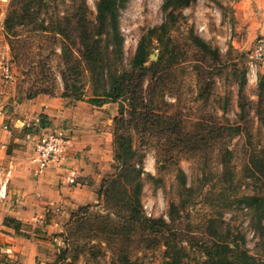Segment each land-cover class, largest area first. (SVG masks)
I'll return each instance as SVG.
<instances>
[{"label":"rangeland","instance_id":"374dc122","mask_svg":"<svg viewBox=\"0 0 264 264\" xmlns=\"http://www.w3.org/2000/svg\"><path fill=\"white\" fill-rule=\"evenodd\" d=\"M79 2L42 0L49 11L44 14L46 7L40 9V0H0V60L7 59L12 70V78L5 81L0 68V121L9 128V132L0 130L7 135L0 147H33L35 136L55 123L66 128L69 139L77 133L73 116L78 112L99 135L104 151V169L97 184L70 185L73 192L66 195L67 200L54 204L46 199L48 212L43 196L36 195L43 200L42 221L32 220L23 226L27 236L21 235L20 250L0 253L13 264H123L124 259L127 264H164L175 259L179 264H206L208 249L225 244L236 248L242 236L243 245L263 263L264 231L257 228L258 219L255 222L253 210L246 207L250 199H242L264 197V67L252 78L246 65L256 36L264 31V0H194L172 11L162 41L156 39L158 33L151 34L146 64L158 71L153 74L152 68L144 79L145 99L159 112L182 117L203 145L178 159H168L163 151L170 147L141 146L134 135V147L143 152L141 163L135 165L143 168L139 177L113 174V117L118 103L91 104L88 99L94 84L88 78L83 100L62 96L60 48L58 39L49 38L53 35L34 36L28 27L17 25L14 31L19 34L10 38L15 47L11 48L5 33L4 21L11 9L19 11L28 5L42 11L39 17L48 21L58 13H72L74 3ZM98 2L85 0L91 17ZM163 2L127 0L120 6L127 67L141 35L166 20ZM194 36L206 45L196 44ZM61 38L70 43L75 40L78 55L77 32L71 29ZM13 51L19 53L16 61ZM47 54L51 60L39 64L38 58L44 61ZM30 69L33 74L28 73ZM51 71L56 75L54 96L39 93L28 103L26 95L35 87L48 85ZM46 97L56 98L47 110L50 116L33 108ZM236 125L240 131L230 137ZM8 134L18 136V142L9 141ZM208 142L211 144L205 145ZM260 149L254 156L253 151ZM68 167L65 160L62 176ZM178 168L186 175L184 187L177 177ZM59 181L57 184L63 185ZM138 185L141 210L148 217L162 218L166 224L161 228L144 227L132 219L130 208L135 205Z\"/></svg>","mask_w":264,"mask_h":264},{"label":"trees","instance_id":"16d2710c","mask_svg":"<svg viewBox=\"0 0 264 264\" xmlns=\"http://www.w3.org/2000/svg\"><path fill=\"white\" fill-rule=\"evenodd\" d=\"M126 1L99 0L96 5L97 12L94 17H91V11L88 9L85 0H80L78 5L74 3L72 13L65 12L63 15L58 13V17L51 16L48 21L39 17L42 11H34L28 5H24L20 7L19 11L9 10L4 25L9 43L11 37L19 34L14 31V29L17 30V25L28 27L34 36L50 34L53 36L49 38L58 39L57 43L60 48L58 75L63 83L62 96L83 100L85 96L84 80L88 78L94 84L93 93L88 99L91 104L101 106L106 102L118 103L117 115L113 117L115 147L113 158L116 161L114 166L116 171L113 174H117L118 177L121 175L139 177L144 171L142 167L136 169L135 165L141 163L143 152L134 147V135L141 140V146L152 143L156 147H170L169 150L163 151V157L168 159H178L180 154H187V150L195 152L198 147L203 145L197 136L187 129L186 121L182 117L159 112L152 102L147 103L143 87L145 77L154 67L152 64H146L150 54L148 42L151 34L158 33L156 39L162 41L169 31L172 11L187 6L194 0H164L162 8L166 14V20L161 25L152 27L147 33L141 35L135 54L130 63L127 64L129 67L123 62L124 38L119 26L120 6ZM40 2L42 3V0ZM41 5L40 9L46 7L44 14H48V6L43 3ZM71 29L77 32L78 55H75V40L70 43L61 38V35L65 37ZM193 40L196 44L206 45V42L198 36H194ZM10 44L11 48H15L12 43ZM12 57L16 61L19 53L13 51ZM32 60L33 57H30V61ZM50 60L51 56L47 54L44 61L43 57H39L37 62L46 65ZM157 71L153 68L152 72L156 74ZM28 73L33 74L31 69ZM50 75L51 81L48 85L35 87L29 91L26 98L31 99L39 93L54 96L56 75L52 71ZM40 122L43 124L42 121ZM231 130L229 136L233 137L240 131V127L236 125ZM218 137L221 136L215 138ZM210 144L208 142L205 145ZM260 152H262L261 149L257 153L254 150L253 154L255 156ZM147 176L152 177L148 174ZM177 177L184 187L186 175L183 169L178 168ZM139 190L140 185L135 190V205L130 208L132 219L144 227L154 230L161 228L166 224L162 218L148 217L141 210ZM248 198L250 202L247 203L246 207L251 211L253 210L254 221L255 218L258 219L257 222L255 221L257 228L264 231V197H245L242 201ZM3 222L5 225L11 226L16 233L27 236L25 231L20 230L22 223L17 219L6 216ZM239 241L241 245H236V248H231L229 244H225L222 248L208 249L209 259L206 264H264V262L260 263L243 245L244 238L242 236H240ZM123 264H127L126 259H124ZM164 264H179V262L175 259L172 262L166 261Z\"/></svg>","mask_w":264,"mask_h":264},{"label":"crops","instance_id":"0c3cea01","mask_svg":"<svg viewBox=\"0 0 264 264\" xmlns=\"http://www.w3.org/2000/svg\"><path fill=\"white\" fill-rule=\"evenodd\" d=\"M47 98H41L40 103H37L38 105H33L34 110L38 109L49 115L47 110L52 109L56 98ZM30 102L32 100L29 99L28 103ZM73 118L74 123L77 125V133L68 139L66 147L67 165L76 169L79 174L81 184L76 186H81L84 183L92 181V184L95 185L99 182L104 169L103 147L100 144L99 135L96 131L92 132V128L85 118L78 115V112L74 114ZM54 126L45 128H63L59 127L58 123H55ZM5 132H1L0 134L1 143L7 140ZM8 139L13 143L19 140L18 136H14L13 134L9 135ZM1 146L3 147H0V167L4 170L9 169L11 177L8 183V197L4 201H0V250L2 252L10 251L14 253V250H20L18 249L20 248L19 243L22 242L23 237L21 234L16 233L11 226L5 225L3 219L6 216L17 219L22 223L20 230L25 231L23 226L26 223L31 224L32 220L42 221L40 218L45 214L42 211L43 200L39 201L36 199V195L39 196L41 194L45 199L44 208L46 211L50 208L46 199L51 200V203L57 204L60 200H67L65 198L66 195L71 194L73 191L70 185L64 183L62 180L60 168L53 170L47 168L41 174L35 176V164L31 161V157L34 155V146L4 147V144H1ZM58 181L62 182L63 185L57 184ZM6 256L11 257L13 255L8 254ZM4 257L5 255L0 253V264H13L9 263L12 262L11 259Z\"/></svg>","mask_w":264,"mask_h":264},{"label":"built area","instance_id":"2783aa9c","mask_svg":"<svg viewBox=\"0 0 264 264\" xmlns=\"http://www.w3.org/2000/svg\"><path fill=\"white\" fill-rule=\"evenodd\" d=\"M205 26H201L200 29ZM246 65L248 75L256 78V72L260 67H264V31L256 36L252 48L246 55ZM1 75L5 81L12 78L11 64L7 59L2 57L0 60ZM2 92L0 88V93ZM0 130L9 131L6 124L0 121ZM67 131L63 128H46L43 132L35 136L34 155L31 157L32 163L35 164L34 174L38 176L45 169L53 165L56 168L63 169L64 162L67 157L68 137ZM11 177L9 169L0 167V201H4L8 197V183ZM64 183L68 185H80L79 174L76 169L70 166L65 169V174L62 176ZM50 208L46 210L48 212ZM43 218V217H42ZM45 221V220H44ZM43 221V222H44Z\"/></svg>","mask_w":264,"mask_h":264},{"label":"water","instance_id":"95a60500","mask_svg":"<svg viewBox=\"0 0 264 264\" xmlns=\"http://www.w3.org/2000/svg\"><path fill=\"white\" fill-rule=\"evenodd\" d=\"M151 57H153V55L151 54Z\"/></svg>","mask_w":264,"mask_h":264}]
</instances>
